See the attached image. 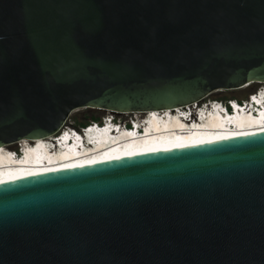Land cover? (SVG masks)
Segmentation results:
<instances>
[{
	"label": "water",
	"instance_id": "obj_1",
	"mask_svg": "<svg viewBox=\"0 0 264 264\" xmlns=\"http://www.w3.org/2000/svg\"><path fill=\"white\" fill-rule=\"evenodd\" d=\"M253 84L264 0H0V149ZM0 264H264V132L0 183Z\"/></svg>",
	"mask_w": 264,
	"mask_h": 264
},
{
	"label": "bare ground",
	"instance_id": "obj_2",
	"mask_svg": "<svg viewBox=\"0 0 264 264\" xmlns=\"http://www.w3.org/2000/svg\"><path fill=\"white\" fill-rule=\"evenodd\" d=\"M250 96H253L252 101L248 103V101H250ZM250 96L248 97L245 109L253 106V104L259 105L258 108H261V111L258 112L259 119L257 120L251 115L246 114L243 109L238 110L235 108L234 117H228L223 115L220 108H216V106L211 108L210 111H207V107H209L208 104V106L204 107L194 104L186 108H178L174 111L141 113L147 114L144 118L146 121H142L143 119L134 121L139 124L142 123L140 126L145 128L148 134V140L128 141L134 134H127L122 131L115 135H111L108 132L109 136L103 138L100 134L95 136L94 129H89L85 132V136L83 133L77 135L72 134L71 137L76 144L71 147H75L76 145L81 147H78L73 152L64 154L53 153V151L47 150V147L48 144L52 145V143H54L56 147V143L53 139L58 138L65 130L58 135L52 136L50 139L18 142L17 145H19L21 150L25 149L26 161L28 160L29 163L17 168L12 167V163L16 162V159L13 158L15 156V151L6 150L7 147L1 148L0 183L54 171L85 167L142 153L189 147L264 132V89ZM205 104L206 103L203 105ZM225 104L227 105V103ZM238 104L242 103L238 102ZM234 106L236 107V105ZM194 107L202 108L200 111L201 125L196 128L194 127L191 129L183 120L174 117V114H184V111L193 110ZM110 115L109 118L115 116V114ZM111 127L113 126H107V128ZM181 129H187L188 131L187 133L181 132V134H179L178 130ZM74 130L78 131V129ZM87 136H92L89 140L92 142L93 146L87 147L83 142ZM78 139H80V141H76ZM37 144L44 147V153L40 158L37 151L32 149ZM113 144H115V146L111 147Z\"/></svg>",
	"mask_w": 264,
	"mask_h": 264
},
{
	"label": "rangeland",
	"instance_id": "obj_3",
	"mask_svg": "<svg viewBox=\"0 0 264 264\" xmlns=\"http://www.w3.org/2000/svg\"><path fill=\"white\" fill-rule=\"evenodd\" d=\"M262 89H264V85L257 84L251 88L246 87V88L232 90V91L216 92V93L212 94L211 96L207 97L206 99H204L197 106H201L204 103H209L211 101H220V100H222V102H225V103L230 102V101H237L239 103H243V102H246L248 100V97L253 94V93L251 94V91L254 90V92L257 93L258 91H260ZM92 115H96V116L101 117V118L111 116L110 113L102 112V111L95 113L92 109L77 110L76 112H74L70 116L68 123L61 130V132L63 130H66L67 128L79 129L82 126L90 124ZM146 116H147V114H138V113L132 114L131 113V114L115 115L114 117H115L117 122L130 124L132 120L140 121V120L144 119ZM19 148H20L19 145H17V143H16V144L8 146L6 148V150L18 151Z\"/></svg>",
	"mask_w": 264,
	"mask_h": 264
},
{
	"label": "trees",
	"instance_id": "obj_4",
	"mask_svg": "<svg viewBox=\"0 0 264 264\" xmlns=\"http://www.w3.org/2000/svg\"><path fill=\"white\" fill-rule=\"evenodd\" d=\"M255 85H257V84H253V85H250L249 87L251 88V87H253V86H255ZM254 94L255 92H254V90L253 91H251V94ZM220 102H222V100H220ZM95 113H98L99 111H96V110H93ZM103 118H105V117H98V116H96V115H92L91 116V123L92 122H95V123H100L101 121H102V119Z\"/></svg>",
	"mask_w": 264,
	"mask_h": 264
},
{
	"label": "clouds",
	"instance_id": "obj_5",
	"mask_svg": "<svg viewBox=\"0 0 264 264\" xmlns=\"http://www.w3.org/2000/svg\"><path fill=\"white\" fill-rule=\"evenodd\" d=\"M222 103H224V102H222ZM237 103V102H236ZM233 106H234V104H233ZM112 118H115V117H112Z\"/></svg>",
	"mask_w": 264,
	"mask_h": 264
},
{
	"label": "built area",
	"instance_id": "obj_6",
	"mask_svg": "<svg viewBox=\"0 0 264 264\" xmlns=\"http://www.w3.org/2000/svg\"><path fill=\"white\" fill-rule=\"evenodd\" d=\"M235 102H237V101H235ZM233 104V103H232Z\"/></svg>",
	"mask_w": 264,
	"mask_h": 264
}]
</instances>
